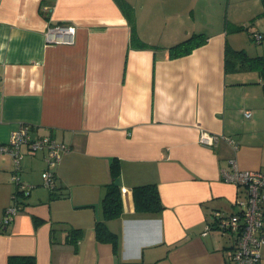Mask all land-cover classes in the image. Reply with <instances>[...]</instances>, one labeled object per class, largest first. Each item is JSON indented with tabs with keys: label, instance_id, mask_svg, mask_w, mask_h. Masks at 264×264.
Instances as JSON below:
<instances>
[{
	"label": "crops",
	"instance_id": "obj_1",
	"mask_svg": "<svg viewBox=\"0 0 264 264\" xmlns=\"http://www.w3.org/2000/svg\"><path fill=\"white\" fill-rule=\"evenodd\" d=\"M124 1L133 8L135 40L116 0H0V143L20 124L31 138L62 143L53 171L58 193H67L50 198L46 150L23 145L18 175L29 189L0 229V264L22 255L37 264L230 261V237L206 226L215 210L235 212L244 195L223 180L228 160L264 170V74L256 65L225 64L224 51L261 56L264 38L251 46L245 29L227 27L264 32V0ZM58 23L76 27L72 44L46 40ZM193 33L206 41L169 56ZM203 131L219 137L214 146L198 141ZM114 159L123 210L106 224L116 251L94 230ZM12 171L11 155L0 154V218L14 202ZM148 183L163 205L156 213L135 209L133 187ZM70 229L81 231L76 246L67 241ZM258 232L264 236V227ZM259 256L264 264V242Z\"/></svg>",
	"mask_w": 264,
	"mask_h": 264
},
{
	"label": "built area",
	"instance_id": "obj_2",
	"mask_svg": "<svg viewBox=\"0 0 264 264\" xmlns=\"http://www.w3.org/2000/svg\"><path fill=\"white\" fill-rule=\"evenodd\" d=\"M45 9H47L45 7ZM76 27L73 25L55 24L49 27L46 33V40L50 43L72 44L74 42ZM259 34H253L252 38L256 42L260 41ZM264 86V85H262ZM245 117H250L251 112L245 111ZM198 141L204 145L214 146L217 142V135L201 132L197 137ZM229 143L235 145V140L228 139ZM26 145L29 150H46V161L48 167L44 174V182L47 187L53 186V167L60 159L64 150V145L58 143L50 136L31 138L28 125L20 124L12 130L9 139L5 143H0V154L9 153L13 161L12 180L17 185L16 190H21L25 194L29 186L19 179L20 161L23 157L21 147ZM229 170H223L222 177L225 182L236 186L244 187V195L236 201V211L224 214L221 211H213L211 221L206 226V231L216 229L220 234H225L231 239V253L228 264H258L260 259V247L264 242V236L259 234L264 227V170L260 169H240L235 160H228ZM15 192L12 193L13 203L3 209L0 218V229L8 225L15 218L22 204L18 202Z\"/></svg>",
	"mask_w": 264,
	"mask_h": 264
},
{
	"label": "trees",
	"instance_id": "obj_3",
	"mask_svg": "<svg viewBox=\"0 0 264 264\" xmlns=\"http://www.w3.org/2000/svg\"><path fill=\"white\" fill-rule=\"evenodd\" d=\"M118 5L123 10L124 14L126 15L129 24L131 26V30L134 29V19H133V8L132 6L124 0H116ZM264 2V1H262ZM227 27V26H226ZM245 29L248 34L250 35L251 39L253 34L250 31L249 25H234L228 26V31H238ZM260 35L259 38H264V32L258 33ZM132 40L137 39L135 36L134 30L131 32ZM207 36L204 33H193L190 36L186 37L183 40L171 45L169 47V56L177 57L187 54L191 52L193 48L201 45L206 41ZM139 41V40H138ZM139 46L147 47L146 43H142L139 41ZM225 52V64L235 65L236 63L241 67H252L257 66L261 69L262 74H264V55L251 57L248 56L246 51L243 49H233L229 46H226ZM109 175L110 180L105 185L104 193L101 197V210L102 216L95 222L94 230H95V237L100 242H108L111 243L113 250L116 251L117 248V235L116 233L109 230L106 220L113 219L118 217L122 213V200H121V190L120 186L117 183L116 179L119 176V163L114 159L109 165ZM55 173L53 171V186L48 187L50 190V198H59L65 197L67 193H62L58 191L60 190L56 183H55ZM156 185L154 183L142 184L133 187V199L135 203V209L138 212H153L156 213L160 210H163V205ZM16 194L18 197V202H21V198L23 197V193L21 190H16ZM20 197V199H19ZM81 231L78 229H70L67 233V241L72 242L76 246V242L81 238ZM8 264H37L35 258L30 255H22V256H12L9 258Z\"/></svg>",
	"mask_w": 264,
	"mask_h": 264
},
{
	"label": "rangeland",
	"instance_id": "obj_4",
	"mask_svg": "<svg viewBox=\"0 0 264 264\" xmlns=\"http://www.w3.org/2000/svg\"><path fill=\"white\" fill-rule=\"evenodd\" d=\"M245 39H247V41H249V42H247L248 43V45L250 44L251 46H260L261 45V43H257L256 41H254V40H252V39H250V38H245ZM250 48V47H249ZM251 53H253V51H251ZM41 151V150H40Z\"/></svg>",
	"mask_w": 264,
	"mask_h": 264
}]
</instances>
